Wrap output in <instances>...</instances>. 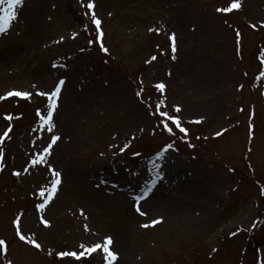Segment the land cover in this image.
I'll use <instances>...</instances> for the list:
<instances>
[{
  "label": "rangeland",
  "instance_id": "obj_1",
  "mask_svg": "<svg viewBox=\"0 0 264 264\" xmlns=\"http://www.w3.org/2000/svg\"><path fill=\"white\" fill-rule=\"evenodd\" d=\"M262 72L264 0H23L0 34V264H107L58 256L107 237L113 264H254L257 249L264 264ZM60 80L48 132L39 93ZM158 106L187 132L169 134ZM53 135L62 182L38 209L52 174L32 159Z\"/></svg>",
  "mask_w": 264,
  "mask_h": 264
},
{
  "label": "snow or ice",
  "instance_id": "obj_2",
  "mask_svg": "<svg viewBox=\"0 0 264 264\" xmlns=\"http://www.w3.org/2000/svg\"><path fill=\"white\" fill-rule=\"evenodd\" d=\"M23 4V0H0V12H2V15H0V34L5 33L10 25V22L15 20L17 17V9L18 6ZM94 4L91 2H87L86 3V8L88 10L93 9ZM241 7V5L239 3H233L231 4L230 7L227 8H220L217 9V11L219 12H231L233 9H239ZM91 17L92 22L95 24L97 29H100L101 27V21L99 19L96 18V14L95 12H85V15H89ZM85 31H87V29H85ZM155 31V30H153ZM103 32L99 33V37L100 39H102L103 37ZM73 39H75V36H73ZM170 40L172 42V51L175 52L176 51V36L173 33L170 36ZM57 43H60V41H57ZM100 47L102 48V50L107 53L108 49L106 47H104L103 43L101 42ZM174 58V57H173ZM157 57L153 56L152 60H156ZM149 63H151V61H149ZM262 76H264V72L261 73ZM65 84L64 80H60L59 83L55 86V89L53 91H50L48 93H39L40 95H46L48 98V109L46 111V115H41V123L44 127H46V130L48 132H52L53 128H54V124H53V111L56 109L57 104H56V100L59 98V95L61 93V87ZM156 87L160 90H163L165 88V85L163 84H158L156 85ZM9 96H14V97H21V98H25L28 99L30 98L31 94L28 92H21V91H15V92H10L8 94ZM175 111L177 113H179L181 111V109L179 107H177L175 109ZM39 114V113H38ZM156 114L158 115L159 118H161L162 120V126L168 131L169 134H174L173 133V128L169 126V121L176 127L179 129V131L181 133H186L187 130L181 126V121L178 117L169 115V113L167 111H161L159 106L156 109ZM8 120H11L12 117L9 116L7 117ZM199 122V121H198ZM12 129L9 128L8 132H11ZM227 129H224L223 132H226ZM223 132L218 131L217 132V136H221L223 135ZM7 132L5 133V136H7ZM60 139L59 136L53 135L51 137V143H49L41 153H37L34 158L32 159V165L33 166H38V165H48V171L51 172L52 176H51V181H50V187L47 190V192H45V190H41L40 195L42 197L45 198V202L38 204V209H44L46 206V203L51 200L55 193L58 190V186L61 184V173L57 170H55L54 168L51 167V165L49 164L48 161V156L50 155V149L52 147V145H54L58 140ZM168 149L172 148V145L169 144L167 146ZM165 151H167V149H165ZM158 158H163L162 156H158ZM0 159H2V157H0ZM153 167H159L158 165L155 164V162H153ZM15 175L19 176L20 173L17 172L15 173ZM157 176H159V173H157ZM156 183V179L155 177L153 178V180L151 181V184L154 186ZM152 191V187H146L142 193L140 195L135 196L133 199L136 202L135 207H136V211L139 215L141 216H147V212L142 211L141 210V205H140V201L145 200L149 193ZM42 223H44L46 226L48 225V221L47 220H43L42 219ZM162 223L161 220H152L151 223H144L141 226L145 229L149 228V227H155L156 224ZM14 224L16 226V235L19 237V239L21 241H26L29 244H33L35 246V248L37 249H41V245L39 243L35 242L34 238H30L28 236H25L24 234L21 233V226H20V221L19 218H17V220L14 221ZM85 227L87 228V225H85ZM113 245V239L111 237H107L103 240V242H97L92 244L89 247H85L84 244L80 245V248L83 251H80L79 253L77 251H73V250H68V251H60L58 252V256L61 259L64 258H72L74 260H81L85 254L87 255H91L92 253H99V252H103L105 255L103 257V259H105L107 261V264H113L114 261L117 260V255L114 251L110 250V246ZM0 248H3L4 251H7V245L5 240L0 239ZM49 255H52L51 252H49ZM10 264V262H9Z\"/></svg>",
  "mask_w": 264,
  "mask_h": 264
},
{
  "label": "trees",
  "instance_id": "obj_3",
  "mask_svg": "<svg viewBox=\"0 0 264 264\" xmlns=\"http://www.w3.org/2000/svg\"><path fill=\"white\" fill-rule=\"evenodd\" d=\"M253 255H254V259H255L254 264H259V256H260V254H259L258 249L254 251Z\"/></svg>",
  "mask_w": 264,
  "mask_h": 264
}]
</instances>
